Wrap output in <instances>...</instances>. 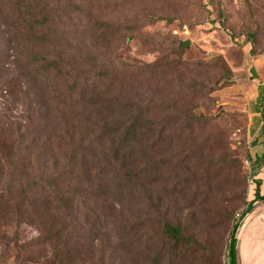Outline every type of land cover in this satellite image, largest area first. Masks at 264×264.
Returning a JSON list of instances; mask_svg holds the SVG:
<instances>
[{"label":"rangeland","instance_id":"rangeland-1","mask_svg":"<svg viewBox=\"0 0 264 264\" xmlns=\"http://www.w3.org/2000/svg\"><path fill=\"white\" fill-rule=\"evenodd\" d=\"M63 2L69 10L54 14L65 45L58 51H91L109 75L123 78L111 95L147 106L148 122L162 129L160 150L149 154L163 160V178L156 187H136L134 203L115 183L107 189L102 176L83 182L74 173L98 171L99 158L86 150L71 159L56 127L64 119L49 98L34 97L41 85L30 91L17 75V34L0 11V264H131L134 243L126 245L119 225L154 218L158 198L159 213L195 241L179 264H230L235 223V263L264 264L263 224L244 164L253 131L248 95L255 70L264 75V0ZM89 28L107 34V44L78 35ZM182 41H189L187 49H180ZM60 59L63 75L71 59ZM62 196L73 210L59 206ZM134 229L146 233L138 252L153 247L155 229L147 223Z\"/></svg>","mask_w":264,"mask_h":264},{"label":"trees","instance_id":"trees-1","mask_svg":"<svg viewBox=\"0 0 264 264\" xmlns=\"http://www.w3.org/2000/svg\"><path fill=\"white\" fill-rule=\"evenodd\" d=\"M59 2L60 0H0L1 18L5 14L6 24L17 34L12 40L14 50L16 48L20 55V59L15 60L17 75L30 87V91L38 84L41 85L40 92L34 93V97L43 94L46 100L49 98L50 106L58 116L64 119L63 123L56 127L63 133L61 137L68 145L65 146L70 149L71 159L82 156L86 150L90 157L99 158L98 171H92V169L88 172L74 173L78 174L83 182H91L102 176L105 183H110L105 185L107 189H111V184L115 183L113 189L121 190L128 196L129 202L135 203L139 198L134 193L136 187L143 184L153 188L158 186L163 178L159 171L163 166V160L157 155L158 158L152 161V156L149 154L154 148L157 151L160 150L159 139L162 136V129L153 124L158 122H153L152 125L148 122L147 106L141 101L111 95L113 86H123V78L109 75L103 65L97 64L98 58L93 56L91 51H58L65 45L61 43L62 37L55 28L54 14L60 8L69 10L67 4L64 5L63 2L61 6ZM83 31L78 35L87 34L90 40L103 45L107 44L108 35L101 34L102 30L89 28ZM188 47L189 41L180 42L181 50ZM76 52L80 56H75ZM66 54L69 55L71 63L66 65L69 68L62 75L60 72L63 66L60 58ZM125 66L135 71L147 68L146 65ZM105 80L107 83L102 88ZM262 88L264 90V85ZM263 101L262 96L261 106H264ZM74 107L87 108L89 111L84 110L85 112L79 115L73 111ZM179 115L175 118H179ZM261 116L263 123L259 133L253 137L249 150L264 133V107H262ZM78 118L82 120L79 123H86L85 127L75 124ZM77 133L82 134L81 139L78 147L71 149ZM254 133L255 129L252 135ZM152 138H154L153 141ZM45 141L48 139L46 138ZM3 146L2 141V149ZM246 158L251 167V175L255 177L260 166L264 164V154L252 158L248 151ZM152 164H154L153 168ZM65 175H71V173L68 172ZM174 191L175 189L172 190L171 199L175 196ZM254 200H262L257 188L254 190ZM56 201L64 209L73 210L63 196ZM41 202L43 200H40V205ZM154 204L156 210L154 218L145 216L139 221L133 220L132 224L119 225L124 232L123 235L129 241L126 245L131 246L134 243L131 247L134 251L131 264H174V262L179 264L186 258L185 248L190 247L189 243L193 244L195 241L184 235L177 222L171 223L159 213V198ZM250 209L251 206L248 211ZM145 222L155 229L156 233L149 238V241L153 240L151 243H154L153 247H144L143 251L138 252V242L141 239L144 240L146 233L142 234V231L134 228L136 225H145ZM129 225L132 226L128 227ZM237 228L238 224L235 223L228 244L230 264H234ZM132 234H135L134 237H131Z\"/></svg>","mask_w":264,"mask_h":264},{"label":"crops","instance_id":"crops-1","mask_svg":"<svg viewBox=\"0 0 264 264\" xmlns=\"http://www.w3.org/2000/svg\"><path fill=\"white\" fill-rule=\"evenodd\" d=\"M255 71L257 74V77L253 79V86H254L255 91H254V94L251 93L248 95L250 102L253 101V103H250L251 107L249 109L250 115L253 121V129H255V133L252 135V140H253V137L259 133L261 123H263V119L261 116V110H262V107H264L260 105L262 96L264 97V90L262 88L264 85V75H261L260 73H258L257 70ZM263 104H264V101H263ZM249 151H250V155L252 158H257L264 154V133L253 144V146L251 147ZM254 179L256 183L253 186H251L253 189V193H254V190L257 188L258 195L259 197L262 198V200H254V197H253L252 205L254 206L255 218L258 217V219L262 220L263 234H264V164L260 166ZM234 264H236L235 256H234Z\"/></svg>","mask_w":264,"mask_h":264},{"label":"built area","instance_id":"built-area-1","mask_svg":"<svg viewBox=\"0 0 264 264\" xmlns=\"http://www.w3.org/2000/svg\"><path fill=\"white\" fill-rule=\"evenodd\" d=\"M244 164H245V167H246V169L248 171L249 184H250V187H251V186H253L256 183V181H255L254 177L251 175V167H250L249 161L246 160L244 162Z\"/></svg>","mask_w":264,"mask_h":264}]
</instances>
